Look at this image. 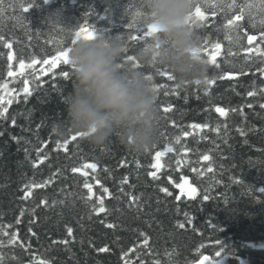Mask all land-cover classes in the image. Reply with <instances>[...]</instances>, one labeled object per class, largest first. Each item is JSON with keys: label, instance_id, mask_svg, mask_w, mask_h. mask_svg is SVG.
Here are the masks:
<instances>
[{"label": "trees", "instance_id": "1", "mask_svg": "<svg viewBox=\"0 0 264 264\" xmlns=\"http://www.w3.org/2000/svg\"><path fill=\"white\" fill-rule=\"evenodd\" d=\"M30 2L4 0L0 12V83H8L0 95H16L13 90L23 87L25 77L33 89L31 97L25 101L20 94L0 116L2 264H194L205 255L219 264H264V12L246 10L237 39L225 24L239 7L228 10L232 0H222L223 10L206 7L203 26L193 31L202 46L200 60L206 61L205 77L216 82L180 85L156 73L155 68L167 70L164 66L137 60L145 43L130 39L136 25L128 24L138 0H34L40 7L29 13L12 7ZM246 3L258 0H236ZM84 24L94 27L97 37H123L127 52L121 64L138 62V70L154 76L163 120L158 143L146 154L128 149L117 134L99 147L83 138H57L53 129L67 122L74 70L63 61L55 68L42 63L19 68L22 59L27 65L33 57L56 55L70 31ZM251 35L257 39L249 44ZM9 65L13 77L7 76ZM62 70L70 73L68 80ZM33 73L40 77L35 83ZM165 107L172 110L164 112ZM157 151L164 153L159 162ZM92 163L95 169L85 166ZM190 187L197 189L194 198L187 194Z\"/></svg>", "mask_w": 264, "mask_h": 264}, {"label": "clouds", "instance_id": "2", "mask_svg": "<svg viewBox=\"0 0 264 264\" xmlns=\"http://www.w3.org/2000/svg\"><path fill=\"white\" fill-rule=\"evenodd\" d=\"M201 0H147L144 24L158 30L137 53V60L164 66L178 82H204L206 65L196 56L198 47L188 17ZM124 44L104 35L77 41L69 54L75 87L67 99V122L53 131L59 139L83 134V139L103 146L117 134L137 154L150 152L159 140L163 117L153 81L134 63L121 64Z\"/></svg>", "mask_w": 264, "mask_h": 264}, {"label": "snow or ice", "instance_id": "3", "mask_svg": "<svg viewBox=\"0 0 264 264\" xmlns=\"http://www.w3.org/2000/svg\"><path fill=\"white\" fill-rule=\"evenodd\" d=\"M3 2L4 0H0V12L3 11ZM42 2L44 4H47L50 2V0H42ZM147 3V0H138V4L135 6L136 7V11H135V16L133 17L132 23L128 24V28L131 29L133 27V25H136V34L130 36L131 40L134 41H142L145 43H147L148 39L150 37H153V35H155V33L158 31L155 27V25L153 24H144L143 20L146 17V12L144 11L145 5ZM220 7L221 10H223L222 8V0H201L200 3H197V5L195 6V8L193 9V11L190 13L189 17H188V21L190 24V27L192 28V30H194L195 27L200 26L202 27V24H199V21H204L207 17H206V12L204 11V9L206 7ZM14 9L16 7H19V9L23 12V13H29V11L33 8V7H40V5L35 4L34 0L33 2L28 3L27 5L21 3L19 5H13L12 6ZM228 8V10H234L237 7H239V13L234 15L231 19H228L225 27L226 28H230L234 31H236L237 33V39H239V30H240V25H239V21H242L244 19L245 16V12L247 10V12L249 13V15H252L251 10L253 8H256L257 11L260 12H264V0H258V4H254V3H246L243 6H239L236 4V0H232V2L230 4H228L226 6ZM89 15H91V13H89ZM213 15H215V13H213ZM253 19H255V17H252ZM261 24L264 25V20H261ZM61 31H64V29H61ZM70 39L67 41H61V44H64L66 46L62 47V49L53 57L49 58V59H44V60H38L35 57H33L31 59V61L26 65L25 61L22 59L19 61V68L21 69V71H23L26 67H32L34 65L37 64H44V65H50L52 68H55L59 65L60 61H63L64 64H70V59H69V54L71 52L72 46L79 40H81V38H83L84 40H93L97 37V33H96V29L92 26H89L87 24L81 25L76 29H72L70 31ZM121 41H123V37H118ZM0 39H3L2 37H0ZM227 39L229 41H232L233 37L232 35H228ZM257 39L256 36L251 35L247 37L248 43L252 44L253 41H255ZM261 40L262 42H264V32L261 33ZM6 46L8 48L12 47L11 43H8L7 41H5ZM214 48L219 51V49L221 48V44L220 43H216L214 45ZM202 51V46L201 47H197L194 52L193 55L196 56L197 58L200 59V55L199 53ZM124 52H127V49L124 48ZM231 54V53H230ZM9 59L11 60V57H9ZM127 60L129 61H135V57L133 56H127L126 57ZM205 62L206 61H202ZM211 62L213 64H215V66L218 68L219 64L216 63V56L213 55L211 56ZM123 65V64H122ZM136 68H139L140 65L138 62L134 63ZM151 66L153 68H155L156 66V59L154 57L153 62L151 64ZM155 71L157 74L161 75V76H166L168 80H175V77L167 72V70H162L159 68H155ZM261 72L264 73V69H261ZM14 75H16L15 72H13L11 70V65H9V70L7 71V76L8 77H13ZM45 75H47V73H45ZM231 74H225V76H230ZM60 76L65 79L68 80L70 78V73L67 70H62L60 72ZM147 79H150L153 81L154 76L152 74H148L145 75ZM225 76H221L219 77L220 79L225 78ZM53 78H55V73L53 74ZM32 80L33 82H37L40 80V77L38 75H36L35 73L32 74ZM216 82L215 79H208L207 77H205L204 83L209 84V85H214ZM186 83V82H185ZM195 83L197 85H199L201 82L199 80L195 81ZM39 86H42L39 85ZM177 88H179V85H176ZM153 88L154 90L157 92L158 91V87L156 85L153 84ZM0 89H4L7 90L8 89V83L5 81L3 83H0ZM15 91L16 95H13L12 92H8V98L6 99L4 95H0V116H4L7 114L8 112V106L11 105L13 103V100L16 99L17 96H19L20 94L23 95L24 100L26 101L29 97H31L33 95V89L30 87V81L27 77H25L23 79V87L18 89V90H13ZM262 91H264V89H262ZM205 94H208L207 91ZM255 92H249L248 95L249 96H253L255 95ZM262 108H264V105H261ZM172 109L170 107H165L163 109L164 112H169ZM215 111L220 113L221 116L226 115V110L222 107H216ZM16 121L13 119L12 120V124L13 126H15ZM207 125H199V124H192L191 127L192 128H202V127H206ZM184 135H187V133H184ZM83 134H75V135H71L70 139L71 141H75L77 140V138H82ZM176 142L179 143L180 138L176 137ZM59 144V142H57ZM167 151L171 152L172 148L169 146L167 148ZM164 153L161 151H157L155 153V158L157 160V162H159V158L161 156H163ZM203 159L205 161L209 160L210 157L208 155H204ZM86 167H90L95 169L97 166L96 164L92 163V164H86ZM157 165H153V167H155ZM73 171H78V169H73ZM207 171L211 172L212 168L209 167L207 169ZM154 175V174H153ZM236 183H242V181H235ZM25 187H28L27 185ZM85 187H89L87 184L85 185ZM181 190L183 191L184 186L180 185ZM162 191L167 193V189H161ZM89 191H91L90 187H89ZM197 189L195 187H190L189 191H188V196L190 198H194V194H196ZM170 195V193H168ZM26 195H31L30 192H28ZM204 199L207 200L209 199V197L207 195L204 196ZM105 208L102 206V202H101V207L99 208V212H104ZM108 227H112V225H108ZM181 227H183V225H181ZM69 231V235H71V229L68 230ZM219 243V242H217ZM99 251H107V248H101L99 249ZM216 257H220L221 256V252L217 251L215 253ZM205 260L209 261V264H218V260H209L208 257H204ZM0 264H2V258H0ZM41 264H43V262H41Z\"/></svg>", "mask_w": 264, "mask_h": 264}, {"label": "water", "instance_id": "4", "mask_svg": "<svg viewBox=\"0 0 264 264\" xmlns=\"http://www.w3.org/2000/svg\"><path fill=\"white\" fill-rule=\"evenodd\" d=\"M204 257H208L209 260H213L212 257H210V256H204ZM204 257L195 264H209V261L205 260Z\"/></svg>", "mask_w": 264, "mask_h": 264}]
</instances>
